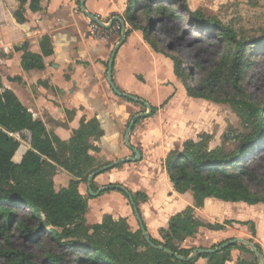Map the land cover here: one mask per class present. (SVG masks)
<instances>
[{
	"label": "crops",
	"instance_id": "crops-1",
	"mask_svg": "<svg viewBox=\"0 0 264 264\" xmlns=\"http://www.w3.org/2000/svg\"><path fill=\"white\" fill-rule=\"evenodd\" d=\"M191 1L188 4L194 11ZM30 2L24 4L22 22L16 16L20 1L0 0V81L44 122L49 133L66 144L83 123H96L99 135L89 138L88 154L94 167L100 169L92 183L60 165L53 177L57 192L78 180V191L88 204L86 224L92 226L112 217L115 221L126 219L132 232L141 228L126 192L105 190L113 184L131 192L133 198L144 195L137 207L152 238L162 241V231L168 229L172 217L191 206L205 222L225 227L200 226L195 236L181 242L183 248H213L233 238H244L258 244L264 254V203L247 205L207 198L204 207L198 208L192 190L180 194L173 189L167 161L186 140L197 139L198 121L189 116L188 109L196 110L193 105L198 99L187 95L186 84L176 75V63L164 46L156 50L145 39L139 22L128 20V13L133 12L129 0H86L84 6L82 0H40L41 10L37 12L31 10ZM89 14L109 22L121 17L125 29L119 21L120 32L92 39L88 37ZM123 32L125 39L116 52L112 77L126 96L116 93L108 80L111 55ZM45 35L53 49L48 56L41 47ZM26 47L43 55V69L23 68ZM146 104L152 109L149 113ZM132 121L129 146L126 135ZM29 148V139L22 142L15 160L20 161ZM133 148L140 151V158L133 159ZM59 152L64 157L70 154L62 147ZM225 220L233 222L224 224ZM236 221H254L256 234L250 224ZM242 259L262 264L252 250L241 246L231 248L226 264H238ZM195 264H209V259L198 256Z\"/></svg>",
	"mask_w": 264,
	"mask_h": 264
},
{
	"label": "trees",
	"instance_id": "trees-1",
	"mask_svg": "<svg viewBox=\"0 0 264 264\" xmlns=\"http://www.w3.org/2000/svg\"><path fill=\"white\" fill-rule=\"evenodd\" d=\"M19 1L22 6L16 11V16L24 22V4L28 0ZM29 6L32 11L41 10L40 0H31ZM132 7L134 10L128 13V20L132 23L135 20L139 22L145 39L156 50L161 48L151 37L155 31L153 14L180 18L176 15V10L188 13L197 25L216 34L218 40L223 42L222 56L217 68L205 73L195 85L186 82L185 67L181 62L179 65L176 63V75L186 84L189 97L217 101L213 97L215 91L224 85L231 84L240 89L246 53L250 48L249 41L239 38L231 28L225 27L221 22L205 18L198 10H191L188 0H129V8ZM143 18L149 23L147 27L140 23ZM127 33L128 31L126 35ZM263 40L264 38L254 41V44L258 45ZM41 47L44 56L52 53L48 35L42 37ZM43 55L33 53L26 47L22 56L23 68L43 69ZM253 112L259 114V126L246 136V142L237 154H223V142L213 148L202 149L205 136L210 137L209 134L198 135L196 140H186L183 147L167 161L173 189L180 194L192 190L194 205L198 208L204 207L207 198L247 205L264 203V196L253 192L247 183V180H257V176L249 163L244 162L248 152L256 150L260 141L264 140V110L255 106ZM95 124L94 121L83 123L66 144L49 133L44 122L36 118L20 102L17 95L4 88L0 81V238L4 241L0 253L10 264H39L32 253L15 248L8 233L15 224V230L31 242L35 243L44 237L54 244L55 249L47 253L44 264H195L197 257L191 260L180 259L152 246L145 239L142 229L132 232L124 218L115 221L112 217H106L102 223L88 226L85 219L87 199L79 193L77 179H73L68 188L58 192L54 189L53 177L57 165L84 180L100 169L94 167L93 159L88 154L89 138L97 133L99 135ZM25 132L29 133L30 148L17 161L15 155L22 142L16 134L23 137ZM61 147L70 150L69 156L60 154ZM258 184L263 185L264 179H258ZM105 190L126 192L122 187L113 184ZM139 198H144V195L134 196L136 205ZM23 206L27 209L28 216L25 220H20L18 211ZM193 209L187 206L172 217L168 229L162 231V241L151 236L150 240L187 257L194 249L180 247L175 242L181 243L186 238L195 236L200 226L210 229L224 227L219 223H202L191 213ZM231 222L233 220H225L224 224ZM236 222L250 224L253 234H256L254 221ZM144 227L146 228L145 224ZM235 246L251 251L248 246L235 243L220 251L203 253L200 256L207 257L209 264H226L230 250ZM255 246L263 253L258 244ZM238 264L259 262L242 259Z\"/></svg>",
	"mask_w": 264,
	"mask_h": 264
},
{
	"label": "rangeland",
	"instance_id": "rangeland-1",
	"mask_svg": "<svg viewBox=\"0 0 264 264\" xmlns=\"http://www.w3.org/2000/svg\"><path fill=\"white\" fill-rule=\"evenodd\" d=\"M191 2L193 9L200 11L205 18L221 22L225 27L231 28L239 38L250 42L246 65L240 78V89L231 84L224 85L215 91L213 97L217 98V101L198 99V104L193 105L196 110L188 109L189 116L198 121V135H210L205 136L201 148L207 150L208 147L213 148L223 142V154L234 155L246 142V136L259 126V114L253 112L254 107L260 106L264 110V40L258 45L254 44V41L264 38V0ZM175 12L180 18L153 14L155 31L151 37L158 45L164 46L175 63L179 65L181 62L185 67L186 82L195 85L205 73L217 68L222 56L223 42L218 40L216 34L197 25L185 11ZM142 23L146 27L149 25L145 18ZM16 137L21 142L28 140V134H23V137L16 134ZM23 150L21 147L20 151ZM245 161L257 176V180H247V183L253 192L264 196V184H258V179H264V140L260 141L256 150L248 152ZM191 213L202 223H210L205 222L195 208ZM27 216V209L21 207L18 219L25 220ZM8 233L15 248L32 253L39 264H44L47 253L55 249L54 244L44 237L33 243L21 236L15 230V224ZM3 243L0 238V247ZM0 264H10L1 253Z\"/></svg>",
	"mask_w": 264,
	"mask_h": 264
},
{
	"label": "water",
	"instance_id": "water-1",
	"mask_svg": "<svg viewBox=\"0 0 264 264\" xmlns=\"http://www.w3.org/2000/svg\"><path fill=\"white\" fill-rule=\"evenodd\" d=\"M85 1H86V0H82V6H84ZM89 16H90V18H92V19H94L95 21H97L100 25H102V26H104V27H107V28H109V27L112 25V23H113L114 21H116V20H117V21H120L121 24L123 25V29H125V22H124V19L121 18V17H117V18H115L114 20L110 21L109 24L105 25V24L102 22V20H100L99 18H97L95 15H90V14H89ZM124 39H125V32L122 33V38H121L120 42L116 45V47H115V49H114V51H113V53H112V55H111V59H110V62H109V68H108V80H109V82H110V85H111V87L114 89V91H115L116 93H118L119 95H122V96H126V94H125V93H122V92H121V91L115 86V84H114V82H113V77H112V70H113V64H114V59H115L116 52H117L118 48L120 47V45L122 44V42L124 41ZM131 98L134 99V100L137 101V102H141V103L143 102L142 99H140V98L133 97V96H131ZM143 103H144V102H143ZM146 106L149 108V111H148V113H149L152 109H151V107H150L148 104H146ZM134 124H135V122L132 121L131 124H130V126H129L128 133H127V135H126V142H127V144H128L129 146H130V142H129V132L132 130ZM133 149H134L135 154H136L135 157H134L133 159L140 158V157H141L140 151H139L138 149H136V148H133ZM97 173H98V171H95V172H93V173L89 176V179H88L89 184L92 183V180L94 179V177L96 176ZM90 191H91V193H93L92 189H90ZM98 192H101V190L98 191ZM93 194H94V193H93ZM126 194H127V196L130 198V201H131L132 205L134 206V210H135V213H136L137 218L139 219V222H140V225H141V229H142V231H143V235H144L145 239H146V240H147L152 246H154V247H156V248H158V249H163V250H165L167 253H169V254H171V255H175L176 257H178V258H180V259L191 260V259H194V258L200 256V255L203 254V253H210V252L220 251V250H222L223 248H226V247H228V246H230V245H232V244H235V243H242V244H245V245H247L248 247H250V249H251V250H252V251H253V252H254V253H255L260 259H261L262 264H264V254H263L262 252H260V251L256 248L255 244H254L252 241H250V240H248V239H244V238H233V239L227 240V241L223 242L222 244H220L219 246H217V247H215V248H204V247H198V248H195V249L193 250V252H192L189 256H187V257L181 256V255H179V254L173 252L171 249H169V248H167V247H164V246H161V245H156V244H154V243L150 240V236H149V234H148L146 228L144 227V224H143V221H142V218H141V214H140V212H139V210H138V207H137V205H136V203H135V200H134V198H133L131 192H129V191L126 190Z\"/></svg>",
	"mask_w": 264,
	"mask_h": 264
},
{
	"label": "built area",
	"instance_id": "built-area-1",
	"mask_svg": "<svg viewBox=\"0 0 264 264\" xmlns=\"http://www.w3.org/2000/svg\"><path fill=\"white\" fill-rule=\"evenodd\" d=\"M102 22L105 25L110 23L109 20H107V21L102 20ZM121 27L122 26H121L120 22L117 20L114 21L109 28H107V27L100 25L94 19L89 18L88 37H90L92 39H103V38L108 37L111 33L120 32L122 30Z\"/></svg>",
	"mask_w": 264,
	"mask_h": 264
}]
</instances>
